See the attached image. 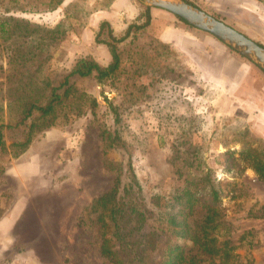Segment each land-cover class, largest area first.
<instances>
[{
  "label": "rangeland",
  "instance_id": "obj_1",
  "mask_svg": "<svg viewBox=\"0 0 264 264\" xmlns=\"http://www.w3.org/2000/svg\"><path fill=\"white\" fill-rule=\"evenodd\" d=\"M109 1L115 0H70L66 6L58 0L0 2V19L59 31L55 39L46 31L0 39V123L15 122L28 82H59L86 55L109 63L108 49L95 42L107 16L97 9H106ZM187 1L264 45L261 2ZM131 2L136 18L146 6ZM110 13L113 34L120 37L135 18L115 22L118 15ZM150 16L148 29L120 45L121 68L114 79L98 85L92 77L72 78L54 125L36 133L21 156L13 157L14 137L7 138L0 152V264H107L96 213L88 216L86 208L114 186L115 170L120 168L125 216H131L130 208L132 217L141 212L149 232L180 182L199 175L196 162L221 184L224 234L239 246L234 251L239 264H264V218L249 215L262 214L264 182L233 161L246 148L264 156V72L166 11L150 8ZM92 100L98 104L94 116ZM104 129H117L123 143L106 154ZM202 214L196 208L189 223Z\"/></svg>",
  "mask_w": 264,
  "mask_h": 264
},
{
  "label": "trees",
  "instance_id": "obj_2",
  "mask_svg": "<svg viewBox=\"0 0 264 264\" xmlns=\"http://www.w3.org/2000/svg\"><path fill=\"white\" fill-rule=\"evenodd\" d=\"M15 1L17 0H0L4 3ZM184 1L197 7L187 0ZM257 1L264 4V0ZM61 2L62 0H58L57 4L60 5ZM58 5L51 10L56 9ZM175 17L183 25L191 27L183 19ZM150 24V8L147 7H143L120 37L113 34L108 22L102 21L95 35V42L108 49L110 61L107 65H102L92 56L86 55L76 58L69 72L59 82L44 78L24 85L15 122L0 123V152L6 150L7 138L13 136L10 147L13 149V157L17 158L28 149L36 133L41 132L44 127L54 125V112L70 96L72 78L92 77L98 85L114 79L121 68L120 45L137 32L148 29ZM38 31H46L51 39H55V35L59 33L55 29L45 30L41 26L31 25L14 17L0 19V39L3 41H6L5 35H14L22 40ZM16 57L23 59L26 56L18 53ZM81 98H84V95H81ZM91 105L94 116L98 104L92 100ZM114 116V122L120 123L116 112ZM101 135L104 154L123 145L117 129H104ZM237 155V158L232 156L234 163H239L242 170L250 169L259 181L264 182V156L252 148L238 150ZM110 165L107 163V167ZM110 169L113 170L112 167ZM194 169L200 171L199 175L186 177L180 182L173 196L158 212L155 219L157 225H151L149 232L144 231L146 220L141 212H135L132 217L133 211L130 208L131 216H125L123 209L126 204L120 194V168L115 170L118 175L114 186L86 208L88 216L96 213L95 223L101 237L100 254L107 264H239V256L234 253L239 246L232 244L224 234L226 230L223 228L221 213V184L216 181L212 171L202 168L199 162H196ZM158 200L159 198L156 203ZM196 208H201L203 214L200 220L191 225L189 218ZM249 215L264 218V208L260 216ZM245 236L242 235L239 242H243Z\"/></svg>",
  "mask_w": 264,
  "mask_h": 264
},
{
  "label": "water",
  "instance_id": "obj_3",
  "mask_svg": "<svg viewBox=\"0 0 264 264\" xmlns=\"http://www.w3.org/2000/svg\"><path fill=\"white\" fill-rule=\"evenodd\" d=\"M147 8H157L183 19L191 27L205 32L264 71V47L184 0H139Z\"/></svg>",
  "mask_w": 264,
  "mask_h": 264
},
{
  "label": "crops",
  "instance_id": "obj_4",
  "mask_svg": "<svg viewBox=\"0 0 264 264\" xmlns=\"http://www.w3.org/2000/svg\"><path fill=\"white\" fill-rule=\"evenodd\" d=\"M70 0H62L61 4H64V6H66L67 3H69ZM111 5H109L108 7H106V9H97V11L101 12L102 10L107 12V16H102V21H106L108 23H110V25L112 24L111 20L113 19V15H111L110 12H113L115 15L117 14L115 22H123V20H128L130 18H135V16L137 15V7L135 5V3L131 2V0H115L113 3L110 1L107 2ZM55 10V9H54ZM59 11L62 10V8L58 9ZM57 10V11H58ZM129 24V23H128ZM128 26V25H127ZM238 83V82H237Z\"/></svg>",
  "mask_w": 264,
  "mask_h": 264
}]
</instances>
